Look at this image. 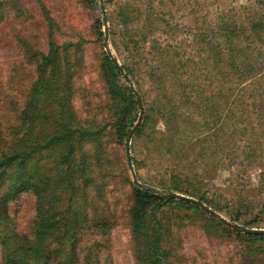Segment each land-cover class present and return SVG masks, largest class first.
<instances>
[{"label":"rangeland","instance_id":"obj_1","mask_svg":"<svg viewBox=\"0 0 264 264\" xmlns=\"http://www.w3.org/2000/svg\"><path fill=\"white\" fill-rule=\"evenodd\" d=\"M50 3L59 16L65 12L74 14V25L87 40L82 72L76 78L77 107L81 113L96 115L101 124L110 122L103 76V57L108 48L106 40L100 39V32H104L105 38L108 35V52L129 79L141 108L129 133L130 156L128 144L117 146L114 152L115 162L123 164L119 170L126 167L127 154L130 171L118 170L117 179L108 191L116 220L106 244L111 255L108 264H139L129 214L135 183L152 187L157 195L193 199L199 204L193 203L232 229L263 232L264 95L253 96L258 86L250 88L247 96L237 93L230 96L232 92L227 87L220 93L219 87L226 86L222 82L223 77L228 78L224 68L230 64L223 29L264 21V0H97V3L51 0ZM215 44L227 52L219 63ZM136 45L138 52L133 48ZM6 48L0 36L3 74H8L10 65L16 63L24 80L18 77V82L28 83L25 77L28 64H23L18 51L10 56ZM158 50L163 54L157 55ZM146 60H150V69ZM243 60L239 58L236 66ZM131 64L134 74L125 68L132 67ZM159 73H165L161 84L152 75ZM261 74L264 76V72ZM260 85L264 86V80ZM227 86L230 87L228 83ZM145 111L150 116L149 125L135 136ZM93 117L86 121L94 120ZM153 130L157 132L155 136ZM107 136L105 141L113 149L115 139ZM27 204V210L19 214L26 222L34 209L32 202L28 200ZM237 212L242 215L235 221ZM165 220L178 245L175 264H241L244 244H252L214 229L207 215L185 206H171ZM261 245L263 257L264 242Z\"/></svg>","mask_w":264,"mask_h":264},{"label":"trees","instance_id":"obj_2","mask_svg":"<svg viewBox=\"0 0 264 264\" xmlns=\"http://www.w3.org/2000/svg\"><path fill=\"white\" fill-rule=\"evenodd\" d=\"M50 1L0 0V36L6 50L10 56L18 51L23 64H28V83L22 85L18 64L10 65L7 76L0 65V264H108L111 255L106 244L116 222L108 191L119 171H130L127 154L126 167L119 170L123 164L115 162L114 152L127 145L141 108L129 79L105 50L110 122L101 124L96 115L81 113L76 78L82 72L87 40L75 27L74 14L59 16ZM223 30L229 54L215 44V57L219 63L227 56L230 64L224 68L226 86L219 92L227 87L230 96H247L250 88L258 86L253 96H263L264 21ZM99 37L105 42L104 32ZM133 48L140 50L137 45ZM239 58L244 60L236 66ZM145 65L150 69V60ZM131 66L125 68L134 74ZM164 74L152 75L161 84ZM91 117L94 120L86 121ZM149 119L145 111L135 136L146 130ZM156 133L153 130L152 135ZM107 135L115 139L113 149L105 141ZM151 188L135 183L130 194V225L139 264L176 263L178 245L165 220L171 206L207 215L214 229L252 242L244 244L241 264H264L263 233L232 229L192 201L157 195ZM28 200L34 209L26 222L19 214L27 210ZM241 215L237 212L233 220Z\"/></svg>","mask_w":264,"mask_h":264},{"label":"water","instance_id":"obj_3","mask_svg":"<svg viewBox=\"0 0 264 264\" xmlns=\"http://www.w3.org/2000/svg\"><path fill=\"white\" fill-rule=\"evenodd\" d=\"M106 44H107V48H108V51H109V39H108V35H106ZM110 52V51H109ZM127 144H128V154L130 156V145H131V135L129 136L128 138V141H127ZM177 198H180V199H187V200H190L192 202H195L197 204H199V202L193 200V199H190V198H186V197H183V196H176ZM204 209L206 210H209L207 209L205 206H203L202 204H200ZM249 232H252V233H263L262 231H258V230H250Z\"/></svg>","mask_w":264,"mask_h":264}]
</instances>
